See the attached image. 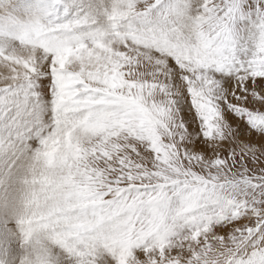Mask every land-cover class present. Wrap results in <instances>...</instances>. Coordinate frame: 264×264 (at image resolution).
I'll list each match as a JSON object with an SVG mask.
<instances>
[{"label":"snow or ice","instance_id":"obj_1","mask_svg":"<svg viewBox=\"0 0 264 264\" xmlns=\"http://www.w3.org/2000/svg\"><path fill=\"white\" fill-rule=\"evenodd\" d=\"M0 264H264V0H0Z\"/></svg>","mask_w":264,"mask_h":264}]
</instances>
